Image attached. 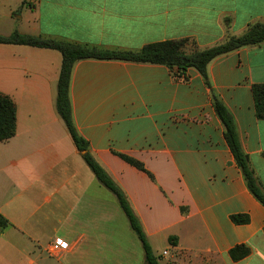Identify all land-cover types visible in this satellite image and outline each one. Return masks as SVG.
<instances>
[{
    "label": "crops",
    "instance_id": "0c3cea01",
    "mask_svg": "<svg viewBox=\"0 0 264 264\" xmlns=\"http://www.w3.org/2000/svg\"><path fill=\"white\" fill-rule=\"evenodd\" d=\"M23 1L0 0V36L115 52L181 39L188 52L202 51L264 24V0ZM60 65L55 50L0 44V93L16 106L15 135L0 143V215L8 223L0 264H144L141 242L56 112ZM206 74L209 86L194 69L182 81L162 65L78 61L72 120L126 195L159 264H264V207L246 187L212 102L214 95L231 114L264 193V120L251 90L264 84V42L216 57ZM233 215L249 222L235 224ZM56 239L67 247L52 251ZM239 245L250 253L233 261Z\"/></svg>",
    "mask_w": 264,
    "mask_h": 264
},
{
    "label": "trees",
    "instance_id": "16d2710c",
    "mask_svg": "<svg viewBox=\"0 0 264 264\" xmlns=\"http://www.w3.org/2000/svg\"><path fill=\"white\" fill-rule=\"evenodd\" d=\"M27 0L22 2V5ZM264 42V24H252L245 33L240 36L229 37L224 43L202 50L188 52V39L175 41H162L144 46L138 52H115L100 50L94 47L72 44L63 41L42 39L37 36L13 32L9 36H0V44L21 45L36 48L55 50L61 55V65L56 85L55 109L72 139L76 150L85 152L82 159L91 170L97 181L106 187L116 198L119 207L126 216L130 228L136 234L142 244L144 251V264H159L147 242L142 226L134 214L124 192L110 178L101 165L92 157L89 152L88 143L79 136L72 120L71 106L69 101L70 75L74 64L81 60H116L133 63H147L167 67L175 79L186 81L187 72L190 69L196 70L209 86L206 68L208 64L218 56L228 54L238 49L259 45ZM254 110L257 119L264 120V84L252 86ZM213 108L224 127V139L234 158V161L242 173L248 191L264 207V193L261 190L257 179L252 171L247 155L242 151L233 118L226 107L216 96H212ZM16 131V106L12 99L0 93V143L7 142L15 135ZM124 162L136 169L146 172L144 166L119 153H114ZM231 221L235 224H247V215H233ZM7 221L0 215V229L7 227ZM264 233V229H263ZM172 238H170L171 241ZM250 253L245 245H239L230 250L229 255L233 261H238Z\"/></svg>",
    "mask_w": 264,
    "mask_h": 264
},
{
    "label": "built area",
    "instance_id": "2783aa9c",
    "mask_svg": "<svg viewBox=\"0 0 264 264\" xmlns=\"http://www.w3.org/2000/svg\"><path fill=\"white\" fill-rule=\"evenodd\" d=\"M67 245L60 239H56L51 247L52 251H57L61 249H65ZM167 252H163V256L166 255Z\"/></svg>",
    "mask_w": 264,
    "mask_h": 264
},
{
    "label": "rangeland",
    "instance_id": "374dc122",
    "mask_svg": "<svg viewBox=\"0 0 264 264\" xmlns=\"http://www.w3.org/2000/svg\"><path fill=\"white\" fill-rule=\"evenodd\" d=\"M108 195H109V197L113 198V200L115 201V205H116L117 207H119L118 202H117L115 196H114L109 190H108ZM119 209L121 210L120 207H119ZM123 218H124V220H125L124 222H127V219H126L124 213H123ZM132 233H133V232H132ZM133 234H134V236H136L135 233H133ZM136 238H137V237H136Z\"/></svg>",
    "mask_w": 264,
    "mask_h": 264
},
{
    "label": "water",
    "instance_id": "95a60500",
    "mask_svg": "<svg viewBox=\"0 0 264 264\" xmlns=\"http://www.w3.org/2000/svg\"><path fill=\"white\" fill-rule=\"evenodd\" d=\"M82 156L85 154V152H81Z\"/></svg>",
    "mask_w": 264,
    "mask_h": 264
}]
</instances>
